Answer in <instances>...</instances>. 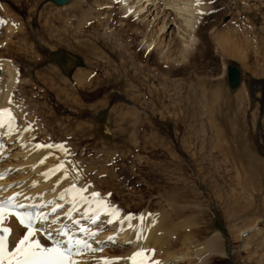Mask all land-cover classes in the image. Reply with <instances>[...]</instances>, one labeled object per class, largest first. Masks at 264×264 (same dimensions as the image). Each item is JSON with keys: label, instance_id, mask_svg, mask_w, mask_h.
<instances>
[{"label": "rangeland", "instance_id": "obj_1", "mask_svg": "<svg viewBox=\"0 0 264 264\" xmlns=\"http://www.w3.org/2000/svg\"><path fill=\"white\" fill-rule=\"evenodd\" d=\"M76 1L82 2L77 12H69ZM184 1L191 0H109V8L97 10L94 0H69L60 6L50 0H0V59L13 63L22 78L12 90V100L22 109L25 105L32 117L28 125L34 127L32 142L62 144L67 154L40 149L58 157L57 163L66 159L77 163L82 181L91 183L103 200L121 203L125 216L171 204L188 207L183 208L185 217H192L197 228L203 226L197 240L218 231L233 258L212 264H264V243L259 246L264 234V0H203L209 8L197 20L196 44L190 41L185 18L190 14ZM128 4L131 12L122 14ZM8 26L12 33H6ZM226 36L240 42L245 57L232 44L218 48L216 39ZM142 38L165 51L177 50L187 39L194 50L167 72L163 60L143 51ZM50 50H63L71 57L57 54L46 59ZM229 64L241 72L234 88L227 80ZM75 69L93 72L97 80L91 74L80 86L76 81L72 85ZM8 145L0 162L7 168L6 179L17 188L14 192L35 189L34 182L42 185L40 170H33L36 177L32 165L25 163V149ZM223 166L232 183L220 175L211 196L198 181L210 179L213 167L221 171ZM244 174L250 178L245 194L240 192ZM183 186L200 193L194 199L201 207L181 194ZM251 226L259 230L256 237L253 233L246 240L236 237L240 229ZM115 228L103 227L99 244L107 236L116 237L88 254L120 256L132 250ZM185 246L181 241L174 249L188 254L187 259L171 258L165 264L193 263L196 257ZM156 254L155 250L153 258H158Z\"/></svg>", "mask_w": 264, "mask_h": 264}, {"label": "bare ground", "instance_id": "obj_2", "mask_svg": "<svg viewBox=\"0 0 264 264\" xmlns=\"http://www.w3.org/2000/svg\"><path fill=\"white\" fill-rule=\"evenodd\" d=\"M86 1H88V0H86ZM94 2L97 3L96 4L97 10H100L99 8L102 7L103 5H106L107 8H109L111 5V4H109L110 3L109 0H104V2L102 1L99 3H98V0H94ZM81 3H82L81 1L80 2L79 1L73 2L72 4H70V9H68V11L69 12H77ZM86 4H88V2H86ZM183 6H185V8L188 10V13L190 14V16L187 15L185 17V18H187V17L189 18V20H187L188 22L185 21L186 19L183 18L185 23L186 22L188 23L186 25L188 26L190 31L189 30H187V31H189V33L192 32V36H191L190 41H192L193 44H196L197 40H196L194 33L196 31L197 20L199 17H201L202 14H204V12L206 11V9L209 8V6L203 0H199V3L197 2V0H191L189 2L186 1ZM182 7L180 8V11H181ZM132 8H133L132 5H129V6H126L125 8H122V10H123L122 14L128 13V12L130 13ZM185 8H183V9H185ZM183 9H182V11H185ZM135 14H137V13L135 12ZM127 15H125V16H127ZM108 17H107V19H108ZM12 29L13 28H11L10 26L6 27V33H10V32L12 33ZM210 31H211L210 34L213 35V30H210ZM140 34H143L142 36H143V38H145L148 33L147 34L140 33ZM145 40L144 39L142 40V46L144 47L143 51L150 50L151 51L150 54L154 55V58L156 57L155 60H157V61L163 60V62L166 64L165 66L167 67V69L164 68L163 71L166 70L167 72L173 70V66H175L179 63L180 64L184 63V61L187 59V54L190 53V51L194 50V47H192V45H190L189 42H186V41H188L187 39H185V41L182 43L179 42L180 44L178 45V48L176 47L177 50H175L173 48L174 49V51H173L169 48L168 49L169 52L165 51V49H163L162 47H161V49H158V48L155 49L156 46H154V44L151 42V40L150 41L149 40L145 41ZM216 40H218L217 41L218 48L223 49V46H225V44H227V45L232 44V47L234 49H236V52L239 54L242 53L241 56L245 57L244 56V50L245 49L243 50V46L240 44V42L238 40H236L234 38H230L228 36L218 38ZM188 44L193 49L192 48L189 49ZM2 45L3 44H1V46ZM4 46H6V45H4ZM87 49L88 50L86 52H88V53L93 52L92 49H90V48H87ZM147 52L149 53V51H146V53ZM60 53H61V51L58 53V55L57 54L56 55L59 56ZM57 56H56V58H57ZM120 56H122V55H120ZM154 58H153V60H154ZM53 60L56 61V59H53ZM167 72H165V73H167ZM92 73L93 72H90L88 70L75 69L72 73V76L70 75L71 80H72V85H73V81H76V85L80 86V83L84 82L83 78H85L86 81H87V79H91ZM93 77L96 78V75L94 74ZM21 79L22 78L19 77V75L17 74L13 63H11L9 60H7L5 58L0 59V110H3L5 108L8 109L10 114H11V117L14 118V119H12L13 121H11V129L9 128V120L0 119V122H2V126H0V150L4 151L5 149H8L10 146L9 145L7 146V144H11L12 147L13 146L14 147L19 146L20 149H25L23 151V153L26 154V157H24L25 163L27 166H28V164L32 165L31 172L33 170L35 172H38L40 170L38 172V174L40 175L39 176L40 178H38V179L42 180V183H41V181H39L42 185H40L39 187H36V185H37L36 184L35 189L30 188V190L27 189L24 192H20V193H23V195L20 198L29 199V201L33 200L35 203H39L40 206L43 209H45L44 212H42L40 214L41 218H43L44 216L49 217V215H50L49 213L56 206L66 205L63 210L56 211L54 214L52 212V214H53L52 216H55V217L59 216L60 217V215H62L64 217L67 213H69V212H71V210H73L72 193L66 191V189H68L70 187L71 183H75L77 185V187H86L88 185H91V187H88L87 193H85V195H88L89 197H90V194L92 192H96V190L93 188L91 183L86 184L87 182L84 183L82 181L81 175H79V171L76 168L77 163H75L74 161H70L68 159L60 160L58 162V163H61V162L64 163L65 169L67 172L66 177L62 176L59 172H57L55 175H52L50 178H48L46 180L45 177L42 175V173L48 171V169L51 168L53 165L58 164L57 163L58 157H56L54 154H50L49 152H47L44 149H37V150L34 149L35 145H37V144H34L32 142V140H33L32 130L34 127L32 129L28 128L29 122L31 123V121H32V117H30L31 115L28 113V110L26 109L25 105L22 109L18 104H16L12 100V90L14 87H16L18 85L17 82H19ZM64 79H65V77L62 76L61 81H63ZM163 79H165V78H163ZM96 80H97V78L95 79V81ZM16 83H17V85H16ZM87 84H88V82H85V85H87ZM49 87L52 88L51 86H49ZM151 90L152 89H150V92L152 93ZM3 115H4V113H3ZM27 115L30 118H28ZM121 116H119V119ZM121 119L123 120L124 117ZM121 119H120V121H121ZM120 125H121V123H120ZM26 129H28V130H26ZM1 139L3 140L2 142H1ZM144 143H146V140ZM138 151H139V149H138ZM226 154H227V156L229 155L228 152H226ZM0 157H1V155H0ZM45 157H46L45 162L43 164L39 163L40 160L42 158H45ZM1 164L2 163H0V165ZM1 169H2V167H0V173H2ZM23 169H25V166L23 167ZM86 170H85L86 172L90 171L88 169H86ZM246 170H247V168L241 169V170H239L238 174L241 175ZM236 173H237V171H236ZM30 174L31 173L29 171V175ZM35 175H36V173H35ZM84 175H86V174H84ZM220 175L226 177L227 181L231 185L232 179L231 180L228 179V177L231 174L224 166L222 167L221 171H219L217 168L213 167L211 178L209 179V177H207V176L202 177L198 181V184L199 185L205 184L207 186L209 193H211L210 195L212 196V195H214L215 186L218 187V185H219L218 182H219ZM245 175L246 174L242 175L243 180L240 182V186H241L240 192H243L244 194H245V190L247 189V186L249 184L248 180L250 179L249 177H248L249 178L248 179L247 175L246 176ZM36 177H38V176L36 175ZM58 177H59V179H58ZM35 178H32L31 180L34 181L33 179H35ZM7 181H8L7 179L1 180L0 181V188L3 187V184L6 185ZM28 182H30V179L28 180ZM31 182H30V184H31ZM197 187L199 188L200 186H197ZM183 188L185 190H182ZM3 189H4V187L0 190V195H3L4 197H7V195L13 191L10 189L4 191ZM180 189H181V194L183 196L193 199V202L196 203V200L194 199L195 198L194 194L196 193L195 195L199 196L200 193L196 192V190L194 189L193 186L192 187L188 186L187 189H186V186H183ZM233 189H234V187L232 188V192L230 190V192H231L230 195L234 194L235 191L233 192ZM203 190H204V188H203ZM62 194H63V199H61ZM24 195H27L26 196L27 198H25ZM207 195L209 196L208 193H207ZM218 197L220 200H221V198H223L222 196H221V198H220V196H218ZM100 198L102 199L103 197L100 196ZM233 198L228 199V202H229L228 204H230V202L233 201ZM200 199H202V198H200ZM200 199H198V200L200 201ZM216 200H217V197L215 200L213 198V201H216ZM103 201H105L106 204H89V205L77 204L75 206V210H74L75 217L77 218V216L78 217H84V216L91 215L90 217H88L89 218L88 220H91V218L95 219V221H97L99 223L98 225L100 227H105L107 225H109V226L115 225V227L117 229H120L122 231V233L124 234L123 237L126 238L127 241L131 244L132 250H129L126 253L121 254L120 256H113V255H109V254L104 253L102 255H98V256L94 257L93 255H90L86 252H83L79 256L76 257L75 261L77 262V264H104L105 260L111 261L112 264H132V261L128 258L131 257L134 253L139 252L141 250L143 251L144 254H146V260L147 261L151 260L152 250H154V251L156 250L158 252V254H156L158 256V258H155L158 261L157 264H165V262H167L169 260L171 261V258L173 261L175 259H176V261H182V260H184V258L187 259L186 256H189V255L187 253H186L187 255H185L184 252H179L180 249L179 250L174 249L175 244H178L181 241L185 245L188 244V246H185L184 249L188 250L189 248H191L192 253H190V254H192V256L196 257V259L194 258L195 260L193 259L194 260L193 263H192V261L190 262L191 264H212V262H214L216 260H225V262L227 261V263H228L230 261V259L232 258L231 254L229 252L227 253V245H226V241L224 240V237L218 231L215 232L214 234H212L211 236L203 239L204 241L199 242L200 240L199 241L197 240V237H199V235H201V233L203 232V226H200L197 228V226H196L197 224L195 225L194 219L192 217H187V216L185 217V212L183 210L185 208L187 209L188 207H177V206L171 204L168 206L167 209L163 208V209L156 210V211L153 210V212H149L148 211L149 209H145L136 215L125 216L126 214L123 213V205H121V203H119V202L114 203V202L107 200V199H105ZM141 201H142V199H141ZM208 201L209 200H207V202ZM221 202H222V200H221ZM198 203H196V205L201 207V203L200 204H198ZM246 204H248V203H246ZM245 205L243 206L244 210H247ZM111 208H116L119 210L118 217H113L110 214ZM198 213H200V215H201L203 213V211H198ZM202 217H203V215H202ZM230 218H232V217L230 216ZM52 219H53V217L50 220H52ZM62 221H64V220L62 219ZM109 221H111V222H109ZM2 223L7 224L10 227V229L12 230L11 234H9V236H8V241L10 242V249H11L12 244L14 242L18 241L22 237V235H21L22 230L15 224L14 220L10 216L5 215V219L3 220ZM228 223H230V222H228ZM47 227L49 228V225H47ZM248 227H244V229H242V230L240 229V231L238 232V236L232 234L234 239L236 237H239V238L242 237L241 238L242 240H246V239H248L249 235L251 237L252 233L254 236L255 235L257 236V232H259V230L258 231L255 230L257 228H254L253 226H251L250 228H248ZM116 228H115V230H116ZM242 228H243V226H242ZM48 231H50V230H47V232ZM259 237L262 238L264 241V234L261 233ZM32 238L35 240H39L43 245H45L47 247H52V245L50 243L45 242L44 239L42 237H40L38 234H34ZM259 241H260L259 246H263L262 244L264 242L262 240H259ZM244 245H247V244L244 243ZM165 247H166V250H165ZM242 247L245 249V246H242ZM183 251H185V250H183ZM262 255H264V252ZM261 257H264V256H261ZM138 258L139 257H137V260H138Z\"/></svg>", "mask_w": 264, "mask_h": 264}, {"label": "snow or ice", "instance_id": "obj_3", "mask_svg": "<svg viewBox=\"0 0 264 264\" xmlns=\"http://www.w3.org/2000/svg\"><path fill=\"white\" fill-rule=\"evenodd\" d=\"M197 2L199 3V0H197ZM5 112H8V110H0V116H2ZM12 119L14 118L11 117V114L9 113L10 129ZM0 126H2V122H0ZM35 147L36 149L55 148L67 154L66 149H64L62 144H37L35 145ZM45 159L46 157L42 158L39 163L43 164L45 162ZM57 172L66 177L67 172L64 163L61 162L53 165L48 169V171L42 173V175L47 180ZM0 178H3V173H0ZM33 186H35V182L33 183ZM88 187H91V185H88L86 187H77L75 183H71L70 187L66 189L67 192L72 193L73 210H75V206L77 204H106V202L100 198V193L98 192H92L90 194V197L88 195H85V193H87L88 191ZM22 195L23 193H16L14 197L8 198L7 201L0 200V223H2L5 219V213L7 212L9 215H15L17 220L19 221V224L26 229V233L18 241L14 242L10 249L8 236L9 234H11L12 230L7 227L0 228V230L5 233V235H0V264H77V262L73 259V249L75 248L76 254H79L80 245H83L85 248L89 247L87 242L81 240H76L75 242H73V240L70 238L67 242V246L62 248L59 246V243H57V245L53 247H47L43 245L39 240L33 239L32 237L34 235V231L31 216H28L26 213L15 211V209L23 207V204L14 203L15 197ZM61 199H63V194L61 195ZM118 213V209L111 208L110 214L113 217H118ZM68 214L70 215V213ZM81 231H84V229H81ZM49 235L51 234L49 233ZM65 235L67 234L65 233ZM142 256L143 251L141 250L134 253L128 259L132 261V264H143L142 260H137V257ZM104 264H112V262L105 260Z\"/></svg>", "mask_w": 264, "mask_h": 264}, {"label": "water", "instance_id": "obj_4", "mask_svg": "<svg viewBox=\"0 0 264 264\" xmlns=\"http://www.w3.org/2000/svg\"><path fill=\"white\" fill-rule=\"evenodd\" d=\"M50 1L53 2L55 5H63L67 3L69 0H50ZM49 53L50 55H54L56 52L50 51ZM226 75L230 87L231 88L236 87L241 78V72L239 68L235 64H229L226 69Z\"/></svg>", "mask_w": 264, "mask_h": 264}]
</instances>
